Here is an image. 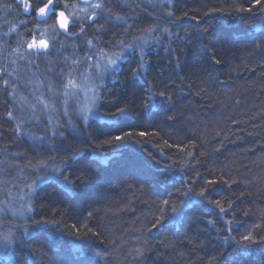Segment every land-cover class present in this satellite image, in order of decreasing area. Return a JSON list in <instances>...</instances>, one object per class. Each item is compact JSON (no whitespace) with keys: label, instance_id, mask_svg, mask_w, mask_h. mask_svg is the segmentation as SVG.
<instances>
[{"label":"trees","instance_id":"trees-1","mask_svg":"<svg viewBox=\"0 0 264 264\" xmlns=\"http://www.w3.org/2000/svg\"><path fill=\"white\" fill-rule=\"evenodd\" d=\"M99 2L71 40L0 0V264H264V0ZM97 53L93 117L23 121Z\"/></svg>","mask_w":264,"mask_h":264},{"label":"rangeland","instance_id":"rangeland-1","mask_svg":"<svg viewBox=\"0 0 264 264\" xmlns=\"http://www.w3.org/2000/svg\"><path fill=\"white\" fill-rule=\"evenodd\" d=\"M89 10L90 0H87L84 4H80L76 10H73V17L76 18V21L78 20V23L89 20L90 15L88 18L86 17V13L90 12ZM91 48H93L92 45ZM34 50L44 52L46 49L34 48ZM96 55L95 57L91 55L86 60L85 70L81 72L80 78L71 81L72 83L69 84L68 90H64L63 92L55 90L51 80L48 81L49 86H47V89H44L39 84L36 94L32 99L30 98L26 103L23 101L17 105L23 108V121L28 126H31L39 124L38 122H40L41 118L46 117L50 120L52 129L58 130L59 124H64V122L69 124V122H73L75 118L80 116L84 119L93 117L94 105L100 87L104 85L111 72L118 66L119 60L124 57L123 53L116 56L104 57L98 53ZM21 61L23 63L26 62L27 66H31L32 64L40 67L43 66L37 59L30 60V56H26ZM112 61H116V63L113 64ZM42 129L45 131L44 127ZM17 205H20V203L17 202ZM24 209L26 210L21 205L20 211ZM12 210L8 211L9 214H12Z\"/></svg>","mask_w":264,"mask_h":264},{"label":"flooded vegetation","instance_id":"flooded-vegetation-1","mask_svg":"<svg viewBox=\"0 0 264 264\" xmlns=\"http://www.w3.org/2000/svg\"><path fill=\"white\" fill-rule=\"evenodd\" d=\"M17 2L21 3L20 0H16ZM32 1V0H31ZM87 0H53V3L55 4V13L53 14V11L50 10L46 16H41L39 15L35 10L30 9L28 11H25L27 14H34V19L36 22L39 24H43L44 26V31L43 35L51 32V29H55V31L58 33V35H62L63 37L69 38L71 40H75L78 37V20L76 21V18L73 17V10H76L80 4H84ZM98 1V2H97ZM33 2V1H32ZM44 3H47V1H44ZM99 3V0H90V12L86 13L87 18L90 15V28L93 27V21L95 20V13L96 11L100 8L95 7ZM23 6V10H25L24 5L21 3ZM43 4H38V7H42ZM59 12H63L65 17L68 18L69 20V26L67 30L61 29L59 27V20L61 19L58 14ZM49 38L43 37L41 40L49 43ZM40 40V41H41Z\"/></svg>","mask_w":264,"mask_h":264},{"label":"snow or ice","instance_id":"snow-or-ice-1","mask_svg":"<svg viewBox=\"0 0 264 264\" xmlns=\"http://www.w3.org/2000/svg\"><path fill=\"white\" fill-rule=\"evenodd\" d=\"M20 2L24 5L25 11H28L30 9H33V3L31 2V0H20ZM35 3L36 4H43L42 7H36V8L33 9L39 15H41L42 17L43 16H46L50 10L53 11V14H56L55 11H54L55 4L53 3V0H47V3H44L43 0H35ZM256 3L257 4H260L261 3V0H256ZM95 7L99 8V7H101V5L97 4V5H95ZM250 10L251 9H249V11ZM58 16L61 18L59 20V27L61 29L67 30V28L69 26V20H68V18L65 17V15H64L63 12H59ZM29 47L30 48H37V49H42V48L43 49H46L48 47V44H47V42H45L43 40H41L39 42V44H37L35 41H33V43L29 45ZM112 63L115 64L116 61H112ZM216 63L219 64L220 61H216ZM69 83L71 84L72 82L69 81ZM161 95H163V93ZM120 111L123 112L124 110H120ZM116 139L119 140V139H121V137L117 136ZM64 179H65V182L66 183H70L69 180H68V177H65ZM201 195H203V193H201ZM165 203L167 204L168 201H165ZM173 211H177V209L174 207L173 208Z\"/></svg>","mask_w":264,"mask_h":264}]
</instances>
